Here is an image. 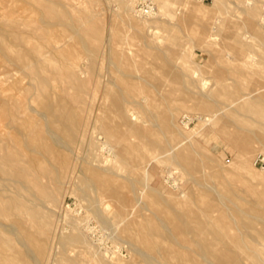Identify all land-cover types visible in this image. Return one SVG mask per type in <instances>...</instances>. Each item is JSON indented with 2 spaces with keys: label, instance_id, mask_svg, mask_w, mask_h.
Instances as JSON below:
<instances>
[{
  "label": "rangeland",
  "instance_id": "374dc122",
  "mask_svg": "<svg viewBox=\"0 0 264 264\" xmlns=\"http://www.w3.org/2000/svg\"><path fill=\"white\" fill-rule=\"evenodd\" d=\"M39 1L38 6L33 0H21L10 18L19 20L21 16L17 9L23 5L28 9L23 17L27 18L28 24L38 26L39 33L52 27L55 29L53 25L48 26L44 18V6L48 0ZM55 1L60 3V10L72 18L64 19L59 25L62 29L58 26L70 53L67 58L59 57V63L64 67L71 58L77 59L80 73L77 77L85 86L81 90L75 88L66 75L65 81L53 80L51 85L59 86L67 98L80 94L76 111L86 119V125L73 127L72 137L64 134L58 122L51 126L48 137L51 135L49 142L56 154H45L37 147V141L28 143L24 135L19 136L21 151L25 154L21 164L29 165L28 158L32 155L42 161L47 172L41 175L38 189L33 188L38 172L36 165L30 167L28 179L24 178L27 181L22 184L18 179L24 174L19 178L13 176L17 181L10 180L8 175H0V195H19L28 208L20 212L11 210L0 217L4 225L2 229L11 237L15 248L11 249V245L8 252L17 257V262L58 264L61 260H68L69 264H102L105 257L109 264H143L142 253L147 249L140 239L148 229L142 225L140 214L162 226L160 232L165 236H154L156 241L174 239L173 200H184L187 194L189 201L193 197H205V201L218 203V208L210 213L219 220V225L226 224L229 232L246 230L253 224L261 227L264 223V194L257 190L264 185V0H154L156 11L149 16L135 11L136 0H130L131 10H124L121 0ZM2 14L0 10V17ZM70 32H74L73 37ZM36 42L44 44L43 39L36 38ZM22 75L16 72L6 82L7 77L3 76L0 85L5 87L12 78ZM30 82L35 83L25 78L23 85ZM128 83L135 87V92L127 91ZM118 88L127 100V114L133 119L130 122L143 127L149 135L151 132L157 134L156 141L163 147L170 140H182V146L185 142H195L197 153L189 167L172 163L168 158L162 161L171 150L155 157L148 148L144 149L145 152L141 150L140 159L122 157L116 139L98 132L99 117L104 115L98 109L102 92L117 91ZM200 92H204L210 104L204 110L197 106ZM9 93L15 94L21 102H29L30 108L35 106L31 113L51 125L52 117L48 114L43 118L40 114L43 113L38 104L41 93L32 98L29 94H20L17 89ZM91 93L95 97L93 101ZM2 98L0 133L15 135L16 130L10 123L11 105L2 106ZM246 101L253 105L244 113L239 106ZM106 102L109 103L110 99ZM166 111L174 113L173 122L179 132L175 137L167 130ZM240 111L244 113L241 117L250 120L248 127L260 140L248 155L213 126V122L220 120L227 128H233L235 120L228 113ZM212 112L217 114L214 120L204 125L196 118ZM108 114L112 125L122 123L123 116L119 111L112 108ZM170 127L174 128L172 124ZM132 140L141 142L134 136ZM5 141L0 144L14 147L15 141L9 142L10 138ZM64 153L68 154L72 166L65 171L61 157ZM95 165L126 178L119 177L120 181L131 179L135 184L134 194L123 208L118 199L109 197L110 193H106L98 180L87 178V168ZM138 167L144 168L145 174ZM9 170L12 172L13 168ZM59 171L62 173L57 176ZM222 215L226 217L223 221L219 219ZM249 215H256L259 219L249 222ZM126 228L135 236L130 237ZM189 236L192 238L191 234ZM258 241L257 245L264 253V236ZM201 254L195 248L187 251L196 264L219 263L220 252L216 246L212 253L205 251V259Z\"/></svg>",
  "mask_w": 264,
  "mask_h": 264
},
{
  "label": "bare ground",
  "instance_id": "6f19581e",
  "mask_svg": "<svg viewBox=\"0 0 264 264\" xmlns=\"http://www.w3.org/2000/svg\"><path fill=\"white\" fill-rule=\"evenodd\" d=\"M20 1L21 0H0V10L3 13L2 17H0V82H2L1 78H3V76L7 77L4 80L6 82L16 72H21L23 74L22 77L16 79L12 78L10 84L5 87L0 85V96H1L0 98H2V95L4 94L3 95L4 99L2 98L3 101L1 102V105L2 106H7L8 104L11 105L10 108L12 111H10L11 112L10 123L11 126L16 130L15 135L12 133L7 135H3L2 133H0V141L4 142L6 139L9 138H10L9 142H11V140L15 141V143L13 142L14 143L13 148L6 145L3 146L2 144H0V175L1 174L8 175V178L10 177V180L13 179L17 181L16 180L17 178L15 179L14 177L19 178L21 174H24L21 175L20 180L18 179V182L22 184V182L27 181L24 180V178L28 179L27 177L30 174L29 172L30 167L36 165L38 172L36 170L37 175L35 177L36 181L35 184L33 185V188L38 189L41 187L40 177L41 175H43V172L46 171V168L44 167L41 160H39L38 158L32 155L29 156L28 158L30 160L29 165L25 166L21 164L22 163L21 160L23 159L25 154L21 151V143H20L21 140L19 139V136L24 135L27 138L28 143L37 141L38 142L37 147L40 150H42L45 154H51V153L56 154L57 151H55L53 144L49 142V137L51 135L48 137V130L50 129V127L54 126V124L58 122L61 125L60 128L62 129L64 134H67L70 137H72L74 135L73 127L85 126L86 119L80 117L76 111V104L81 99L80 94L76 96H71L68 94L69 98H67L66 94H64L60 90L59 86L51 85V81L54 80L58 83L63 82L65 81L64 75H66L68 80L74 84V87L78 88L79 90H81L85 86V83L83 81H80L79 78L77 77L79 73L77 70L78 69L77 67L79 66L77 59L71 58L69 63L66 64L64 67L61 66L62 64L59 63V57L70 54L68 43L66 45H64L65 43H63L64 34L62 36L60 35L61 32L60 33L58 32V30L60 29L59 27H61L59 25L63 23L66 17H68L69 19L72 18H70L69 15L66 14L67 12L65 13V11L63 12L62 10H60L59 2L55 0H48V3L45 4L44 6V18H46L45 20L48 22L49 24L48 26L51 27L53 25L56 28L53 29L52 27V29L50 28L45 32L39 33L40 28L38 26H32L28 24L27 18L23 17V15H25L23 13L26 10H28L27 7L22 5L19 7V9H17L20 12V16H21L19 17L20 18L19 20L18 19L13 20L12 18H10L9 15L15 14L16 12L15 6ZM33 1L36 5L38 6L40 5L39 0H33ZM121 3L124 10L125 8L131 10L132 3L130 2V0H121ZM62 28L63 27H61V29ZM73 33L71 35L72 37L74 35ZM68 36L70 37V35ZM88 37H90V35ZM262 37L264 38V34H262ZM36 38L43 39L44 44L37 43ZM66 42H68V38ZM79 42L82 43L83 39L81 41L79 40ZM119 53L121 54L122 50ZM118 54H116V57ZM124 60L125 59H123V61ZM193 72H195V70ZM198 72L199 71H197V75H199ZM25 78L27 80L29 78L35 83L31 84L30 82V84L25 83L26 85H23V81L25 80ZM128 84L129 85H127V91L135 92L136 90L135 87L133 85H130V83ZM48 87L51 88L49 92L46 93L45 91L46 94L44 95L43 91L46 90ZM15 89H17L20 94L24 93L25 96L29 94L31 98L33 97V95L35 97H38L41 93L42 98L40 97L38 104L40 109L43 111V113L40 114L43 115V118H45L46 115L49 114L52 117L51 125L45 123V121H42L39 116L38 118L36 115H34V113H31V108L34 112L35 106L30 108L29 102L26 101L21 102L19 97L15 98L16 97L15 94L13 95L9 93ZM118 89L119 90L117 91L106 90L102 92V97H101L102 101L98 109L100 113L103 112L104 115L99 117V120L101 119L100 120L101 124L100 126H98V132L102 134H106L108 138L116 139V142L119 143L120 145L119 146L120 148L118 147L119 148L118 153L122 157L127 156V157H132L133 159H138L141 150L144 151V149H148V148L151 150L152 154L155 157H157L158 154L165 153L168 150H171V153L169 152L170 155L167 156L162 161H166V159L168 158V160L172 163L184 164L185 166L189 167L192 164L194 154L197 153L195 152V142L193 141H190L189 143L185 142V145L182 146L181 144L184 141L182 142V140H180L178 142H174L170 140L168 141L167 145L163 147L161 143H158L156 141L159 137L157 134L151 132L149 135L147 134L148 133L147 130L145 131L143 127L132 124L130 122L133 119L131 116H129V114H127L128 107L125 103L127 100L125 99V97H123L125 96L124 94L122 96L120 88ZM198 90L200 91V88ZM201 94H199L201 97L199 98V102L197 103V106L201 110H204L205 108H208L210 104L206 100V95H204V92L202 95ZM57 95L59 96V98ZM92 95L93 94L91 93L90 94L91 101H93L95 98ZM108 99H110L109 103L106 102ZM252 105H253L252 102L246 101L239 106L240 107L239 109L243 110L244 113H247L248 112L247 109L251 108ZM112 108L119 111L123 116V121L119 125L118 124L112 125L110 123L112 119L108 113ZM241 112L242 111L237 113L241 114ZM237 113L236 112L228 113V115L232 116L235 120L234 121L235 125L233 126V128H227L225 126L224 121L220 122V120H216L215 122H213V126L214 129H217L219 133H221L223 136H225L227 139L233 142V144H235L237 147H239L240 150L245 155H248L253 151L256 142L260 140L259 138L257 140V136L255 135V132L248 127L249 124H251L250 120L248 118L241 117L244 115V113H242L241 115H237ZM216 115H217L216 113L212 112V114L206 113L204 115H199L196 118L200 123H202V125H204L205 123L213 121ZM164 118H166V121L168 122L167 123L168 132L172 135V137H175L176 134H178L179 132L176 131L177 129H175V124L173 122L174 120L173 111H166ZM190 119H192V117ZM169 123L172 124L174 128H171ZM217 125L219 126L218 128L216 127ZM136 133H139V135L137 136ZM133 136L139 138L141 142H133L132 140ZM101 144H103V142ZM1 151H3L2 154ZM61 157L63 162L62 163L63 170L64 171L67 169L69 170V168H71L72 166L70 165V161H69L70 159L68 154L64 153ZM77 166H79V164ZM9 168H13V171L10 172ZM138 168H140V170L143 171V173L145 174L144 168L143 170L141 169V167ZM59 170H61V166ZM71 171H73V169L70 170V172ZM56 173L57 176H60L62 172L59 171ZM87 174H88L87 178L92 177L98 180L100 186L105 189L106 193L108 194L110 193L109 197L112 196L118 199L121 208H123L125 203L130 199L132 193L134 194L135 184L133 183V181H131V179L125 182L120 181L118 178L122 176L116 174L113 170L111 171L104 170V168H99L98 166L89 167L87 168ZM25 186H27V183ZM263 190H264V185L263 188L261 190H257V192L261 193L262 191V194H264ZM188 196L189 195L187 194V197L184 200H179V199L177 200L175 198L173 200L174 210H173L172 219L174 221V226H173L174 239H164V240L156 241V238L154 236L156 235L165 236L164 232H160L162 226L160 225V223L158 224L153 219L147 218L143 214H140V220L142 222V225L148 229V233L141 235L142 238L140 239V241L143 244H145L147 249L146 253L141 251L143 252L142 253L143 256L141 255L144 259L143 264H196L193 262L192 257L187 255L188 250L192 248L198 249L205 256V251L212 253L215 249V246L220 252V254L217 257V260L219 262L218 264H264V256H263L264 253L262 251V248H260L257 245V242L259 243L258 239L264 236V223H262L261 227H257L258 225L256 226L255 224H253L250 227H248L246 230H241L239 232H229L226 230L225 227L226 224L219 225L218 224L219 220L217 221V219H215L210 213L211 210L218 208V203H215L213 201H205V197H198V199H194L193 197L192 201H189ZM55 200L56 197L54 196L53 201ZM138 200L139 199H137V202H139ZM187 201L190 202V204H187ZM23 209L28 210L27 204L22 198L19 197V195H15V196L0 195V217L6 214V212H11V210L20 212ZM225 218L226 217L222 215L219 219L223 221ZM247 219L249 220V222H251L253 221V219L257 220L259 218L256 215H249L247 216ZM3 226L4 225L1 224L0 221V264H21L19 261H18L19 263L17 262L16 260L17 257L14 254L8 252V250L12 247L11 245L13 244H11V241L9 239L10 236L8 237V235L4 233L5 231L2 229ZM126 232L129 234L130 237L135 236L134 232L133 231L131 232L130 230H128V228H126ZM190 234L193 239L190 238L189 236ZM88 244L87 247H91L90 246L91 244L90 245ZM11 249H15L14 245L13 248ZM95 254L94 257L97 258ZM153 254H155L156 256H154ZM202 254L201 256H203ZM24 256L26 255L24 254ZM110 256H112V254ZM110 256H108L109 259L111 258ZM66 257L68 258L70 256H66ZM205 258L206 256L204 257V259ZM102 259H103L102 264L110 263L108 259L105 260V257ZM67 261L61 260L59 261L58 264H69Z\"/></svg>",
  "mask_w": 264,
  "mask_h": 264
},
{
  "label": "built area",
  "instance_id": "2783aa9c",
  "mask_svg": "<svg viewBox=\"0 0 264 264\" xmlns=\"http://www.w3.org/2000/svg\"><path fill=\"white\" fill-rule=\"evenodd\" d=\"M135 11L142 16L154 14L156 11L154 0H136ZM262 21L264 22V12L262 15Z\"/></svg>",
  "mask_w": 264,
  "mask_h": 264
}]
</instances>
